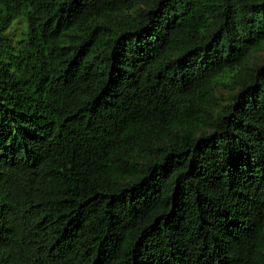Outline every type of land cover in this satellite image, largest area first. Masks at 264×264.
I'll use <instances>...</instances> for the list:
<instances>
[{"label":"trees","instance_id":"16d2710c","mask_svg":"<svg viewBox=\"0 0 264 264\" xmlns=\"http://www.w3.org/2000/svg\"><path fill=\"white\" fill-rule=\"evenodd\" d=\"M0 264H264V0H0Z\"/></svg>","mask_w":264,"mask_h":264},{"label":"rangeland","instance_id":"374dc122","mask_svg":"<svg viewBox=\"0 0 264 264\" xmlns=\"http://www.w3.org/2000/svg\"><path fill=\"white\" fill-rule=\"evenodd\" d=\"M17 19H20V18H16V20H17Z\"/></svg>","mask_w":264,"mask_h":264}]
</instances>
